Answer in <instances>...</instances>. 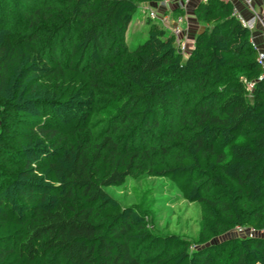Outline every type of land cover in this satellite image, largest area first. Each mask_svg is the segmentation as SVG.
<instances>
[{
  "label": "trees",
  "instance_id": "trees-1",
  "mask_svg": "<svg viewBox=\"0 0 264 264\" xmlns=\"http://www.w3.org/2000/svg\"><path fill=\"white\" fill-rule=\"evenodd\" d=\"M158 1L0 0V264H264L259 232L212 241L264 229L250 30L229 0H197L186 57L149 17L129 49L132 13ZM128 176L197 201V236L158 233L145 201L105 191Z\"/></svg>",
  "mask_w": 264,
  "mask_h": 264
},
{
  "label": "rangeland",
  "instance_id": "rangeland-1",
  "mask_svg": "<svg viewBox=\"0 0 264 264\" xmlns=\"http://www.w3.org/2000/svg\"><path fill=\"white\" fill-rule=\"evenodd\" d=\"M142 3L146 4L147 2ZM151 5L157 11L158 5L155 3ZM146 6L140 3L132 13V19L125 34L129 49H134L146 37L148 27L146 20L150 8V6ZM171 11L172 19L182 13L179 9ZM188 16H194L193 12L189 11ZM151 22L161 24L159 18L151 19ZM187 53V51L183 52V57H186ZM104 189L123 206L142 204L145 201L144 206H147V210L154 217L153 225L158 233L177 234L187 239H193L198 234L199 203L197 201H188L182 197L181 192L166 177L146 176L133 178L128 176L123 183L107 185L104 186ZM148 223L150 224V222ZM245 235H247V232L245 234V232L230 230L217 235L212 241L228 238L229 236L243 237Z\"/></svg>",
  "mask_w": 264,
  "mask_h": 264
},
{
  "label": "built area",
  "instance_id": "built-area-1",
  "mask_svg": "<svg viewBox=\"0 0 264 264\" xmlns=\"http://www.w3.org/2000/svg\"><path fill=\"white\" fill-rule=\"evenodd\" d=\"M187 0H159L157 3L158 7L162 8H169L170 5H173L174 7H177L178 9H181L184 11L185 3ZM205 1V0H202ZM246 8L249 9V15H243L240 11L235 9L233 7L232 14L244 25L250 30V34L255 29L256 25H260L262 32L264 33V0L261 1V5L256 6L255 0H242ZM148 17L150 19H157L159 18L161 21V24L166 30L170 32L174 36L175 40V46L178 51L181 53L185 52L187 49L186 45V36L185 31L183 30V27L181 23L184 21V13H181L180 15L176 16L175 19L169 20L167 14L163 13L160 14L156 11L154 7L149 8L148 11ZM173 23V24H172ZM251 43L256 49V44L254 43L252 37H251ZM257 61L261 64L262 68L264 69V54L257 51ZM234 230L236 232H247V235L252 236L255 232H259L260 235L264 233V229L256 230L252 227H243V226H235Z\"/></svg>",
  "mask_w": 264,
  "mask_h": 264
},
{
  "label": "crops",
  "instance_id": "crops-1",
  "mask_svg": "<svg viewBox=\"0 0 264 264\" xmlns=\"http://www.w3.org/2000/svg\"><path fill=\"white\" fill-rule=\"evenodd\" d=\"M229 1L232 3V6L238 11H240L243 15H246V16L249 15V9L246 8L242 0H229ZM196 2L197 0H187L186 1L185 8H184L185 18H184V21L181 23L183 30L185 31L186 45L188 47H192L195 35L200 30H202L204 27V24L201 22H198L194 16H191V17L188 16L189 11L193 10V7L195 6ZM141 4L144 6L147 5L146 7L152 6L151 3H146V4L141 3ZM255 5L259 7V5H261V1L255 0ZM171 10H174V6L172 5H170L168 9L157 7V12L160 14H163V13L167 14L168 19L171 20L172 22L173 19L170 13L172 12ZM167 32L170 33L168 30ZM251 37L254 43L256 44V50L264 54V33L262 32V29L259 24L256 25L255 29L251 33Z\"/></svg>",
  "mask_w": 264,
  "mask_h": 264
}]
</instances>
